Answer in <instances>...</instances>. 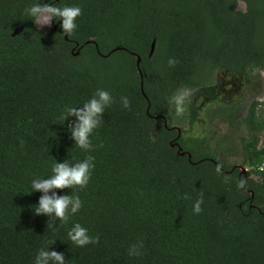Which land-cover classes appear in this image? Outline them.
<instances>
[{
  "label": "trees",
  "instance_id": "obj_1",
  "mask_svg": "<svg viewBox=\"0 0 264 264\" xmlns=\"http://www.w3.org/2000/svg\"><path fill=\"white\" fill-rule=\"evenodd\" d=\"M236 1L0 0V264H35L41 248L66 264H264V99L241 119L253 176L226 173L205 139L181 137L173 146L175 129L157 127V116L176 115L179 90L213 97L216 70L250 81L264 71V0H243L245 11ZM36 3L80 7L74 33L63 34L59 20L50 32L38 29L24 14ZM98 89L113 102L84 151L69 127L77 118L61 116ZM88 156L95 167L85 188L48 193L78 196L79 211L64 224L37 214L44 193L32 192L33 179ZM77 223L99 242L72 243Z\"/></svg>",
  "mask_w": 264,
  "mask_h": 264
},
{
  "label": "clouds",
  "instance_id": "obj_2",
  "mask_svg": "<svg viewBox=\"0 0 264 264\" xmlns=\"http://www.w3.org/2000/svg\"><path fill=\"white\" fill-rule=\"evenodd\" d=\"M24 14L31 17V20L41 28L51 26L53 20L62 21L61 28L63 34L71 36L77 27L76 20L82 15V9L78 6H64L61 8L54 4L36 3L27 7ZM168 63L170 66H175L178 61L170 59ZM190 95V90L185 88L179 90L172 97L177 116L184 114V105ZM112 102L113 100L109 92L98 89L95 95L84 103L83 107H68L64 110V114L61 116L64 122L72 116L77 118V123L74 126L69 125L72 136L76 141V147L84 151L92 150L93 146L90 137L101 124L105 108L110 106ZM122 102L125 108H130V101L127 97H122ZM20 143L21 147H23L24 142L21 140ZM93 160L94 157L88 156L83 161H78L74 164L56 162L52 167V175L50 178L33 179L31 184L32 192L39 191L44 193L39 200V205L33 206L34 211L37 214H45L54 219H59L61 224L67 223L70 214H76L82 207L80 198L78 196L48 195V193L54 189L85 188L91 178V170L95 167ZM244 184L245 181L241 180L239 187H244ZM203 202V195H201V198L197 199L193 206L195 214L202 212L201 205ZM68 237L72 243L79 247L99 242L98 237L96 239L90 237L87 229L79 223L71 228L68 232ZM49 260L55 261L56 264H66L63 254L48 251L44 248L39 250L35 264H48Z\"/></svg>",
  "mask_w": 264,
  "mask_h": 264
},
{
  "label": "rangeland",
  "instance_id": "obj_3",
  "mask_svg": "<svg viewBox=\"0 0 264 264\" xmlns=\"http://www.w3.org/2000/svg\"><path fill=\"white\" fill-rule=\"evenodd\" d=\"M241 5L244 7L245 4ZM48 27L44 26L42 29L49 31ZM253 75L252 78H255L250 81L247 77L243 79L216 70L211 85L219 94V102L212 101L208 94H196V90L191 91L185 107L195 96L194 104L199 111L197 121L191 124L189 115L184 119L182 116H176L170 119L169 124L192 132L193 137L197 139H205L204 145L211 148L220 161L231 165L243 164L242 143L248 133L241 119L247 115L254 101L264 99V71H257ZM229 103H236V107L229 112H222V107ZM158 125H162L161 122H158ZM260 135L263 141L264 131Z\"/></svg>",
  "mask_w": 264,
  "mask_h": 264
},
{
  "label": "flooded vegetation",
  "instance_id": "obj_4",
  "mask_svg": "<svg viewBox=\"0 0 264 264\" xmlns=\"http://www.w3.org/2000/svg\"><path fill=\"white\" fill-rule=\"evenodd\" d=\"M242 3H244L245 5H244V7H241L242 5ZM235 9H237V10H240V9H242V10H246V2L245 1H243V0H237L236 1V6H235ZM58 23H60V22H58ZM61 24V23H60ZM58 26V24H56L55 23V27H53V28H56ZM210 87L212 88V91H213V94H214V98L212 97V95L211 94H209L204 88L203 89H199V90H196V94L197 93H201V94H208V96L211 98V100L212 101H214V102H219V95L216 93L217 91H216V88L213 86V85H210ZM194 93V94H195ZM195 94V95H196ZM195 97V96H194ZM193 97V98H194ZM191 99L190 100V103L189 104H187L186 105V108H187V112L185 113V115L183 114L182 115V117H183V119L184 118H186L188 115H189V121H190V123L191 124H193V123H195L196 121H197V119H198V116H199V111H198V108H197V106H195V104H194V102H195V100L194 99ZM255 102V101H254ZM218 104V103H217ZM231 103H229V104H226L224 107H225V110L227 111V112H229V111H231V110H233L231 107H228V105H230ZM191 107L193 108V111H194V115H193V118L194 119H192V117L190 116V114H191ZM250 108V107H249ZM225 111V112H226ZM259 111H260V109H259ZM170 112V116H166V115H161V116H157L159 119H158V122H161V124L162 125H158V123H157V127H165L167 130H171V129H175V131L177 132V136H176V138H175V140H173L172 142H171V145H173V146H179V139L181 138V137H185V138H191V137H193V134H192V132L191 133H189L187 130H185L184 128H179V127H177V126H175V125H172L171 127H169L168 126V124H169V121H170V119H172L173 117H176V115H174V113L172 112V111H169ZM248 112H249V110H248ZM247 115H248V113H247ZM246 115V116H247ZM245 116V117H246ZM178 117V116H177ZM245 127V126H244ZM246 128V127H245ZM156 130V129H155ZM189 130H191V128H189ZM192 131V130H191ZM246 131H247V133H248V130L246 129ZM200 139V138H199ZM263 143H264V140L263 141H261V135H260V141L258 142V145H259V147H261L262 145H263ZM205 146V145H204ZM184 154H187L188 155V153H184ZM214 158L215 157H213V158H211V160L212 161H214ZM217 158V157H216ZM218 159V158H217ZM218 161H220L219 159H218ZM220 162H222V161H220ZM243 162H244V158H243ZM225 163V162H224ZM229 167H230V169L229 170H225V172L226 173H228V172H233L235 169H237L238 170V172H239V176H241V175H248L249 173H250V171H251V167H249L248 165H245V163H243V164H241V165H239V164H237V165H231V164H228V163H226ZM244 170V171H243ZM251 174L253 175V173H250V176H251Z\"/></svg>",
  "mask_w": 264,
  "mask_h": 264
},
{
  "label": "water",
  "instance_id": "obj_5",
  "mask_svg": "<svg viewBox=\"0 0 264 264\" xmlns=\"http://www.w3.org/2000/svg\"><path fill=\"white\" fill-rule=\"evenodd\" d=\"M35 26L38 28V29H40L41 31H43V32H50L51 30H52V28L53 27H55V23H54V21L52 22V24H51V26H49L48 27V30L49 31H45L44 29H42L40 26H38V25H36L35 24ZM23 29H24V27H18V28H16L15 29V31L13 32V36H16V35H18L20 32H22L23 31ZM155 42L156 41H154L153 43H152V48H151V54L153 53V51H154V48H155ZM116 50V49H115ZM114 51V50H113ZM73 54H75V51L73 50ZM139 62V61H138ZM223 73H226V74H230L231 76H238V77H240V78H245L246 76L244 75V74H239V73H235V72H231V71H227V70H221ZM142 90H143V85H142ZM143 92H144V90H143ZM217 93V92H216ZM218 94V93H217ZM219 95V94H218ZM220 100V99H219ZM225 102H230V101H228V100H224ZM244 171V170H243Z\"/></svg>",
  "mask_w": 264,
  "mask_h": 264
},
{
  "label": "built area",
  "instance_id": "obj_6",
  "mask_svg": "<svg viewBox=\"0 0 264 264\" xmlns=\"http://www.w3.org/2000/svg\"><path fill=\"white\" fill-rule=\"evenodd\" d=\"M263 167H264V165L261 167L262 170H264Z\"/></svg>",
  "mask_w": 264,
  "mask_h": 264
}]
</instances>
